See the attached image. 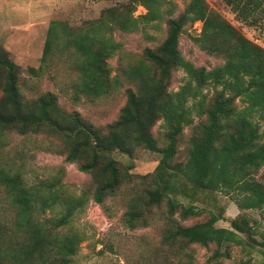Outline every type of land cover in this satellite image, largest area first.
<instances>
[{
	"label": "trees",
	"instance_id": "trees-1",
	"mask_svg": "<svg viewBox=\"0 0 264 264\" xmlns=\"http://www.w3.org/2000/svg\"><path fill=\"white\" fill-rule=\"evenodd\" d=\"M224 1L237 20L248 26L261 24L264 28V0ZM167 2L129 0L124 14L106 9L108 17L99 19L78 35L62 33V46H69L67 48L80 58L77 62L79 68L98 74L97 94L109 91L104 58L118 47L111 36L112 29L131 32L139 20L147 22L159 18L163 4ZM134 5L142 6L145 12L133 17L130 11ZM165 21L164 38L154 48H143L146 65L132 71L135 90L133 87L124 89V104L119 108L117 117L103 128L94 127L76 111L68 113L71 119L63 122L55 96L48 91L37 97L32 106H22L15 65L0 47V133L10 129L23 134L27 131L36 133L43 127L47 128L52 138L58 137L63 141L64 161L75 163L81 172L92 173V179L97 183L92 200L98 204L103 196L115 194L120 186L115 187L114 165L118 161L110 153L117 150L129 154L130 147L140 145L159 154L151 172L158 182L148 196L150 203L159 204L166 196L167 184L179 176L181 183L188 186L191 192L197 189L223 193L234 191L235 196L231 199L239 209L262 208L264 184L255 180L254 173L264 165V142L258 141L255 125L248 118L252 111H264V49L211 10L204 0H188L177 15ZM194 21L201 23L199 39L209 42L208 49L223 54L222 64L206 70L202 66H192L180 55L178 36L185 23ZM55 38L54 27L50 26L40 62L50 55ZM174 67L186 71L194 85L190 86L187 82L177 91L167 93L166 79ZM148 70H151L150 73ZM91 76L89 74L85 79L92 83ZM207 82L220 85V89L205 111L206 121L199 125V133L188 138L185 161L171 162L176 153V137L182 126L191 122L184 108L186 95H194L196 89ZM235 97L245 102L240 109L231 106ZM158 117H162L166 126V143L162 146L157 145L150 133L151 125ZM231 123L235 124L234 129L225 132L224 124ZM99 161L101 166L97 167ZM0 186L4 188L15 213L11 225L0 222V264H73V256L82 237L76 231L67 229V234H60L57 229L69 223L74 212L80 209L84 202L82 196L63 199L60 197L63 193H57V189L51 196L46 192L36 196L22 181L20 171L3 165H0ZM165 198L168 221L163 230L165 234L160 237L163 244L172 241L183 247L194 244L203 248L213 244L215 248L208 260L215 264L218 258L228 256V251L221 250L222 247L225 248L229 242H241L236 232H250L244 217L230 218L229 228L215 226L220 212H208L205 220L180 225V220L198 216L201 210L192 204L184 205ZM35 199L39 202L37 207ZM56 199L63 201L64 206L57 217L48 221L51 231L44 232L40 222H35L30 216L32 209L35 206L38 210L35 215L38 218ZM175 213L178 216L176 220L172 218ZM124 215V224L129 230L145 224L141 219L136 221L130 209L124 211ZM186 256V262H189L187 251Z\"/></svg>",
	"mask_w": 264,
	"mask_h": 264
},
{
	"label": "rangeland",
	"instance_id": "rangeland-1",
	"mask_svg": "<svg viewBox=\"0 0 264 264\" xmlns=\"http://www.w3.org/2000/svg\"><path fill=\"white\" fill-rule=\"evenodd\" d=\"M167 1L159 18L147 22L139 20L136 28L127 33L112 29L111 36L118 47L104 58L109 91L97 94L98 74L79 68L77 62L80 58L67 48L69 46H62V33L78 35L99 19L108 17L106 9L124 14L129 0H0V47L15 65L22 106H32L37 97L48 91L55 96L63 122L71 119L68 114L71 111H76L83 120L98 128L113 121L124 104V89L133 87L135 90L133 69L146 65L143 48H154L162 41L166 18L177 15L188 0ZM204 1L248 40L264 49V28L261 24L248 26L237 20L224 0ZM144 12L142 6L134 5L130 14L138 17ZM50 26L55 30V43L50 55L40 62ZM200 29V21L185 23L178 36L177 47L183 59L192 66L208 70L222 64L224 56L207 48L209 42L199 39ZM107 31L105 29L104 33L107 34ZM89 74L93 77L92 83L85 79ZM187 82L190 86L194 85L186 71L174 67L166 79L165 91L173 93ZM219 89L220 85L207 82L196 89L194 95H186L184 108L191 122L182 126L177 135L176 153L171 162L185 161L188 138L199 133V125L206 121L205 111ZM243 105L245 102L235 97L231 106L240 109ZM250 114L248 119L255 125L258 141L264 142V111H252ZM234 127L233 123L224 124L223 130L230 131ZM165 131L162 117L156 118L150 133L158 146L166 143ZM56 138H52L45 127L40 132L27 131L24 134L15 129L5 130L0 133V165L20 171L22 181L36 196L45 192L51 196L55 189L57 193H63L60 195L63 199L82 196L84 202L80 209L74 212L69 223L57 229L60 234H67V229L76 231L82 237L73 256V264H214L208 260L215 248L213 244L203 248L194 244L183 247L177 242H160L168 221L165 197L184 205L192 204L201 210L198 216L180 220V225L205 220L208 212H220V218L214 224L226 228H229L230 218L244 217L250 232H236L241 242H229L225 248L222 247L221 250L228 251V256L218 258L215 264H264V206L239 209L231 199L235 196L234 191L223 193L197 189L191 192L188 186L181 183L179 176L167 184L166 196L159 204L150 203L148 196L158 182L151 172L159 154L140 145L130 147L129 154L117 150L110 153L118 161L114 165L115 187L120 186L115 194L103 196L98 204L92 200V193L97 189L92 173L81 172L75 163L64 161L63 141ZM99 163L97 167L101 166ZM254 178L264 184V165L254 173ZM34 205H39L37 199ZM63 206V201L56 199L38 218H35L38 210L34 206L30 216L35 222H40L44 232L51 231L48 221L57 217ZM128 209L133 212L136 221L141 219L145 224L127 229L124 211ZM14 216V207L0 186V222L11 225ZM177 217V213L172 215L175 220ZM169 249L176 252L172 253ZM186 251L190 254L189 262H186Z\"/></svg>",
	"mask_w": 264,
	"mask_h": 264
}]
</instances>
